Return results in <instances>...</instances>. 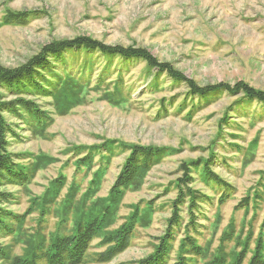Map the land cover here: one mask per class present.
<instances>
[{"label":"rangeland","instance_id":"obj_1","mask_svg":"<svg viewBox=\"0 0 264 264\" xmlns=\"http://www.w3.org/2000/svg\"><path fill=\"white\" fill-rule=\"evenodd\" d=\"M15 13L27 15L19 22ZM77 37L92 47L60 49L48 58L54 73L22 77L32 94L0 89L6 102L34 105L2 113L13 129L4 153L24 178L0 183L10 195L0 204V264H47L56 238L94 223L81 264H139L167 228L180 180L209 199L191 227L181 206L167 264H232L242 251V264L264 262V104L240 89L264 93V0H0L3 69ZM96 45L139 50L155 64ZM189 83L218 87L199 98ZM135 146L160 149L159 158L116 188ZM123 226L130 245L102 259ZM186 233L199 253L180 252Z\"/></svg>","mask_w":264,"mask_h":264},{"label":"trees","instance_id":"obj_2","mask_svg":"<svg viewBox=\"0 0 264 264\" xmlns=\"http://www.w3.org/2000/svg\"><path fill=\"white\" fill-rule=\"evenodd\" d=\"M26 15V13H15V15H9L8 17L13 16L15 20L22 22V18ZM91 43L92 41L89 38L85 37H77L73 40L54 42L44 48L40 52V54L33 56L29 60L30 63L28 64L18 67L17 69L12 71L0 67V89L6 91L7 93L12 92L11 94H32L33 91L28 90V87H30L29 84H27L26 81H22L23 76L31 77V75H34V73L38 72L39 70L42 73L49 72L50 74H52L54 72L50 70V63L48 62L49 57H53L54 55H56L60 49L72 48L75 45H77V47L80 46L82 48H89L92 47ZM96 48L99 49L103 54L126 55L129 57L141 58L143 60H146V62L150 65L155 64L146 53L139 50L121 48L109 49L101 45H96ZM157 67L159 71L163 70L170 73L175 81H180L182 79V77L180 78L175 74L176 72L172 70L169 65L165 66L163 64H160ZM18 85H20L19 88H17ZM217 87L218 86L199 87L196 84L194 85V83H189L188 91L190 96L206 98L212 93L213 90H216ZM240 89L244 92L242 94L245 101L258 100L261 104H264L263 92L247 90L246 87H241ZM1 96L2 95L0 93V183L2 182L1 180L3 178H5V181L10 180L9 176L13 178H24L23 171L20 172V168H18L12 161V159L4 153L7 145L6 137L8 133L13 129L10 124L6 122L2 113L8 112L10 114L19 115L18 110L20 108L30 112H33L34 108V105L30 101L22 97H19L14 101L6 102L2 99ZM41 112L42 111H39L38 113H34L33 115L45 118L46 114ZM159 155L160 149L137 146L131 148V152L125 158L124 163L122 164V167L120 169V173L116 177V188L133 183L141 172H144L147 168H150L152 161L159 158ZM203 167L205 168V166ZM206 174L208 181L210 180L227 187V185L223 184V181L212 172L206 170ZM184 177L187 178L188 176L185 175ZM179 182L184 185L181 186L182 190L179 192L178 197L172 202V211L171 216L168 219L167 228L165 229L158 242L155 244L152 252L147 254L142 259V261L139 262V264H167L168 261L166 262V255L170 254V249H172L173 241L175 239L173 228L180 227L181 225V206H185L184 214H187L189 224L191 221L195 220L196 211H198L199 204L209 199L208 196L204 195L200 191L186 187L185 180H180ZM9 196L10 195L7 196V194L0 193V204L1 202H7ZM130 220H133V217ZM189 225L191 227L193 224L191 223ZM94 233L95 223L91 224L90 226H85V228H79L78 226L73 235L68 237L56 238L51 247L47 249L45 254L42 255L41 259L47 264H81L84 262L85 253L89 248V244L92 241ZM131 235L132 229L130 228V226H123L117 234H113L112 239H114V244L102 255V259L105 258L104 256H107V258L110 259L114 255L125 250L130 245ZM184 237L185 238L181 239L178 247L180 248V252L186 245L189 248L186 249L189 253H199V248L194 245V242L192 240L193 238L187 233ZM243 256L244 254L242 251V254L238 256V259H234L232 264H242L244 258ZM257 257L256 259H251L248 264H264V262L261 261L260 257ZM211 263L226 264V260L217 259L213 260ZM179 264H185V260L179 258Z\"/></svg>","mask_w":264,"mask_h":264}]
</instances>
